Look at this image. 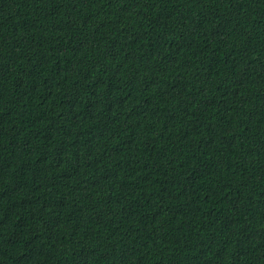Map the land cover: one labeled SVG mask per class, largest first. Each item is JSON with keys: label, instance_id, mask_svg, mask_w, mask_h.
<instances>
[{"label": "trees", "instance_id": "trees-1", "mask_svg": "<svg viewBox=\"0 0 264 264\" xmlns=\"http://www.w3.org/2000/svg\"><path fill=\"white\" fill-rule=\"evenodd\" d=\"M0 264H264V0H0Z\"/></svg>", "mask_w": 264, "mask_h": 264}]
</instances>
